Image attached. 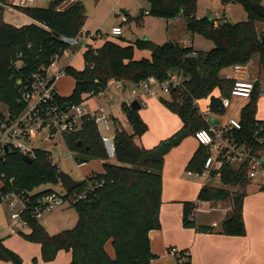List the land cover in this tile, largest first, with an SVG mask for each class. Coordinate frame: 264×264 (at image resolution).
I'll use <instances>...</instances> for the list:
<instances>
[{"label":"trees","instance_id":"1","mask_svg":"<svg viewBox=\"0 0 264 264\" xmlns=\"http://www.w3.org/2000/svg\"><path fill=\"white\" fill-rule=\"evenodd\" d=\"M146 1L148 15L167 21L185 18L188 32L213 42L214 49L202 52L175 42L158 45L147 39L123 45L122 38H118L119 41L101 38L104 44L99 48L86 45L82 70L72 66L64 69L75 81V87L70 96L57 94L55 99L62 106L80 105L105 91L111 80L129 88L139 86L150 77L163 83L176 75L181 78V85L171 90L170 100H161L169 112L180 118V130L154 148L145 149L138 141L149 127L139 111L124 103L123 110L133 133L114 121V160L108 158L101 133L92 121L85 120L79 131L65 135L64 143L79 156L80 165L101 161L102 171L86 178L75 191L66 193V198L73 197L72 206L79 218L75 228L56 235H50L34 216L38 198L55 192L47 189L35 193V190L61 184L60 170L53 163L52 153L37 149L32 164L24 162L18 151H8L0 157L3 191H16L26 196L24 218L30 233L21 235L26 241L41 246L42 258L47 263L53 262L60 251H65L72 253L71 264H155L158 257L152 251L149 235L161 230L166 156L186 139L195 138L199 131L209 130L212 118L220 121L219 117L226 114L221 98L232 99L236 80L228 73L235 66L247 67L258 56L260 72L264 75V31L258 28V24H264V18L250 6V1L263 5V0H221L224 7L240 4L248 13L247 21L233 25L226 19L221 23L215 18L212 21L207 17L199 19V0ZM65 2L67 0H52L47 8L15 7L38 23L17 28L5 21L7 0H0V106L11 115L18 116L26 108L21 89L30 86L36 75L46 77L55 58H62L67 51L81 47L80 44L72 47L64 39L83 37L88 18L85 6L79 0H70L69 5L63 6ZM137 52H149L151 56L137 59ZM216 91L220 93L218 98L214 96ZM261 91L262 83L258 80L240 113L241 128L228 130L224 135L233 144L245 147L251 156L264 152V123L257 118ZM203 100H209L207 112L212 117L200 111L198 102ZM4 113L0 108V120H4ZM211 154L210 146L199 145L186 171L203 175ZM249 170L250 161L235 167L223 160L221 167L210 175H219L223 188L205 185L196 202L183 204L184 228L200 234L219 232L230 237L246 236L244 204L247 190L253 184ZM259 191L264 193V185L259 186ZM220 202L231 203L220 229L197 223L196 210L200 204ZM109 244L113 255L107 250ZM177 252L178 264H191L189 250ZM0 260L24 264L3 240H0Z\"/></svg>","mask_w":264,"mask_h":264},{"label":"rangeland","instance_id":"2","mask_svg":"<svg viewBox=\"0 0 264 264\" xmlns=\"http://www.w3.org/2000/svg\"><path fill=\"white\" fill-rule=\"evenodd\" d=\"M35 6L40 8H47L52 0H34ZM73 1V0H72ZM86 9L87 22L85 29L89 31L92 35H102L104 40L109 38L110 40H118L122 38L124 43L133 44L138 40H150L158 45H163L168 42L179 43L182 46L184 44L188 45L192 40V35L187 32V21L185 18H182L179 21L176 20H165L152 15H146L145 12L149 11V6L146 0H80ZM70 0H67L63 6L69 5ZM200 7V16L207 17V10H212L213 18L217 19L219 23L224 21L229 17L234 23L235 22H244L248 20V13L245 8L240 4H231L227 7H224L221 3V0H199ZM264 5V0H263ZM123 11L127 12L128 15H125ZM219 18H217V16ZM127 17L128 22L123 23V17ZM123 23V24H122ZM121 26L123 29V35L119 39L111 35L112 29L114 27ZM123 40L121 42H123ZM194 46L197 51L209 52L214 49L215 45L213 42L205 39L202 36H196L194 40ZM138 57L148 56V53L141 52L138 53ZM258 56L253 58L252 63L255 65L258 64ZM84 61L83 56L77 52H67L64 57L57 63V65L50 70L51 75H56L59 81V87L61 92L65 95L72 92L74 88L73 78L65 75L63 77V70L67 66L72 65V67H82ZM20 66V64L18 65ZM254 77L257 75L252 70ZM233 74V71L228 73L230 76ZM240 74V73H237ZM252 75V77H253ZM240 77V76H237ZM263 81V79H262ZM264 84V82L262 83ZM134 86H130L125 92L119 91L115 86L109 88L108 95H112L115 98L111 102V107L107 110V115L110 117L113 127V131L109 134H106L103 129L102 132L105 136L114 138V121H118L130 134L133 133L132 127L128 123L127 116L124 113V103L135 99L132 89ZM161 97V98H160ZM170 100V95L168 93L159 92L158 98H153L151 96H142L140 101L142 102V109L139 111L141 117L144 119L145 123L148 125L149 130L139 139L138 143L144 148H154L159 142H162L181 128L180 118L169 112L162 100ZM35 100V99H34ZM98 99L91 98L85 103L89 107H94ZM247 99H232V106L228 109L227 113L224 116H220V122L222 126L226 125L228 121L233 118L239 120L240 113L244 106L247 104ZM35 101L32 103V105ZM128 104V103H127ZM209 102L207 100L199 101L198 106L200 111L206 115L207 107ZM259 114L262 116L264 113V96L261 95L259 103ZM1 110H6L5 107L1 106ZM207 117H212L206 115ZM114 119V120H112ZM44 137V135H42ZM4 140L3 142H5ZM31 147L38 148L42 147L45 150L52 153L53 163L59 168L60 171H63L69 174L76 181H84L86 178L92 176L95 173L102 171V162L93 160L89 161L84 165H80L79 156L69 150L62 139L58 138L55 141L41 142V137H36L31 141ZM213 153V151H212ZM235 167L238 166V163L234 162ZM204 182H208V185L221 187L223 185L220 181L219 175L210 177V175H201ZM263 182V181H262ZM253 183V182H252ZM4 187V184L0 181V190ZM51 189L62 197L66 196V191L63 186L57 185H46L42 186L39 189L35 190V193H39ZM234 190V189H233ZM259 184L253 183L247 190V198L251 199L255 195L259 194ZM184 197L189 198L187 201H196L198 193L196 190L187 192ZM73 198V197H72ZM192 198V199H191ZM195 198V200H194ZM213 209V212L211 208ZM231 208L230 202H220L217 204H200L196 210V219L197 223L210 225V223H215L218 229L221 228L225 215ZM203 211V212H202ZM206 213V214H205ZM78 213L73 208L72 204H67L65 207L57 208L50 213L43 214L39 217L38 220L47 228L51 234H58L64 230H70L75 228L78 222ZM29 230L28 227L23 226L21 221H14L11 219V212L8 209L7 202H0V240L3 239H18L26 241L21 233H26ZM31 243V242H30ZM34 244V243H33ZM65 252V251H60ZM59 252V253H60ZM58 253V255H59ZM57 255V257H58ZM157 255V254H155ZM167 258L168 262L176 264L175 255L170 253ZM171 255V256H170ZM160 256V255H157ZM44 263H47L41 258ZM57 259V258H56ZM56 259L53 261L55 262ZM37 263V260L34 261ZM0 263L11 264L0 260ZM52 263V262H49ZM48 264V263H47Z\"/></svg>","mask_w":264,"mask_h":264},{"label":"built area","instance_id":"3","mask_svg":"<svg viewBox=\"0 0 264 264\" xmlns=\"http://www.w3.org/2000/svg\"><path fill=\"white\" fill-rule=\"evenodd\" d=\"M11 1V0H10ZM32 0H20V5L24 6ZM149 13L146 12V15ZM219 18V16H217ZM122 22H128L127 17H123ZM123 29L118 26L112 29L113 36H121ZM70 46H78L79 39H64ZM61 58L54 59L51 67L57 65ZM246 68L243 66H235L232 71L236 80L235 87L232 91V99H247L249 100L254 85L258 81L249 80L243 76L237 77V73H241ZM63 77L66 75L65 70L62 73ZM55 79L54 82L51 80ZM58 80L57 76L49 74L46 77L36 75L30 86L21 89V96L25 110L18 116L11 115L9 111L4 113V120H0V157L6 154L5 147H9V151H18L22 155H28L31 159H35L36 150L40 149L31 147L32 139L41 137V142L55 141L60 138L64 141V136L79 131L85 120L92 121L101 133L102 141L110 160L116 157V143L114 138L105 136L102 132L109 134L113 131L111 125L112 121L107 115L108 108L111 107V102L115 100L112 95H108L109 88L115 86L119 91L124 92V85L121 82L111 80L105 91L100 92L93 98H97V107L92 109L85 102L80 105H64L55 99L58 94L55 83ZM181 78L172 75L166 82L160 83L154 77H150L146 82L139 86H134L132 93L135 99L142 96H151L153 98L159 97V92L168 93L173 88L181 85ZM128 89V88H127ZM261 93H264L262 89ZM161 98V97H160ZM35 99V100H34ZM232 99L221 98L223 108L227 111L232 106ZM35 103L32 105V103ZM141 102V101H140ZM142 105V102H141ZM130 107V101L128 102ZM143 107V105H142ZM207 115V114H206ZM209 115V113H208ZM241 124L239 120L231 118L224 126L220 128L211 125L209 130H202L196 133L195 139L199 145L210 146L213 153L206 162L205 172L203 175H211V172L218 170L223 160H227L234 164V162L241 164L245 161H250L249 179L253 183L264 185V152L259 156H251L250 152L245 147H239L233 144L229 139L225 138V132L231 129H240ZM44 135V137H42ZM6 140L5 142H3ZM41 149H44L41 147ZM1 177L0 181L4 184ZM263 181V182H262ZM67 193V192H66ZM73 198L62 197L56 192L48 193L38 198L35 203L34 216L40 217L43 214L52 212L53 210L65 207L67 204L71 205ZM0 202H7L8 209L11 212V219L14 221H21L23 226L28 227V223L24 218L27 209V201L24 193L4 192L0 190ZM172 254L178 253L177 250H172Z\"/></svg>","mask_w":264,"mask_h":264},{"label":"crops","instance_id":"4","mask_svg":"<svg viewBox=\"0 0 264 264\" xmlns=\"http://www.w3.org/2000/svg\"><path fill=\"white\" fill-rule=\"evenodd\" d=\"M19 3L20 0H11V1L7 0V6L5 7V14H4L5 21L8 24L13 25L17 28H21L31 24H38L34 20L26 16L25 14L15 9V7H36L35 1L32 0V3L28 2L24 6H21ZM123 13L125 15H128V13L125 11H123ZM197 17L199 19L204 18L200 16L199 4H198ZM180 19L181 17H178L173 20L179 21ZM258 28L260 32L264 31V24H258ZM122 35L121 36L112 35V36L120 38L122 37ZM195 37L196 36L192 37V40H190L191 42L188 43V45H186L185 43L184 44L185 47H193L194 50H196L194 46ZM101 38H103V36L99 35V33L96 35H92L89 31H87L84 28L83 37L79 39L81 47L79 49L77 48L76 50H70V52L78 51V53H80L83 56L86 45H91L94 48L101 47L104 44V40H101ZM121 44L126 45L127 43L122 42ZM138 53L141 52L136 53L137 59H141L143 57L150 58L151 56L149 52H145L148 53V56L141 55V58H139ZM54 67H51L49 69L50 75H51L50 70ZM83 68H84V63L82 67L76 69L82 70ZM245 68L246 69L240 74H237V76H241V77L243 76L244 78L249 80L257 79L260 80L261 83L264 82V75H262L260 72L259 59L257 65L254 66V64L251 62V64ZM251 70L257 74L255 75L256 77H254L252 72L250 74ZM233 75L236 74L233 72V74H231L230 76ZM51 76H56V75H51ZM60 80H57L55 83V87L58 94L62 97L70 96L74 88H72V92H70V94L68 95L63 94L61 92V88L59 87ZM262 89L264 90V84H262ZM214 96L218 98L220 97V93L216 91L214 93ZM262 96H264V93L262 94ZM207 101L209 102V100ZM128 102L129 101H127V103ZM96 107H97V102L94 107H90V108L96 109ZM2 111L6 113V110H2ZM204 113L208 114L207 111ZM258 114H259V107H258ZM258 114H257L258 120L264 123V113H262V116ZM198 147L199 144L196 141V139L194 137H190L186 139L179 147L173 149L165 158V167L163 172L162 206L160 213L161 230L152 231L149 235L153 253L160 255V256L156 255L158 259L154 263L175 264L167 261V258L169 257L168 254H170L172 250H177V251L189 250L191 254V264H264V193L262 192H259V194L255 195L251 199L247 198L245 200L244 220H245L247 235L244 237H230V236H225L219 232H216L214 234H200L193 229L184 228L182 222L183 204L185 202L197 201V199L196 201H187L189 200V198L184 197V194L186 195V193L189 192V190L190 192L191 190L192 191L196 190V193H198L199 195L201 189L205 185L209 184L208 182H204L202 180L203 178L202 176L189 174L186 171V167L189 161L191 160V158L193 157V155L195 154ZM145 149H149V148H145ZM205 204L208 205L210 203H205ZM213 209L214 208L212 207L211 208L212 212ZM37 219H39V217ZM38 221L47 230V228L41 223V221L40 220ZM210 225H215V223H210ZM47 232L50 235H55V234H51L48 230ZM29 233L30 230H28L25 234H29ZM3 243L9 250L18 254L22 258L24 264H47L44 263L41 259L42 251H41V246L38 244L25 242L20 238L10 239V240L3 239ZM107 250L110 253V255H113V249L111 244L108 245ZM35 260H37V263L34 262ZM71 263H72V253L60 252L56 261L48 264H71ZM176 264H178L177 260H176Z\"/></svg>","mask_w":264,"mask_h":264},{"label":"water","instance_id":"5","mask_svg":"<svg viewBox=\"0 0 264 264\" xmlns=\"http://www.w3.org/2000/svg\"><path fill=\"white\" fill-rule=\"evenodd\" d=\"M250 6L260 17L264 18V5L258 4L254 1H250ZM207 13H208L207 18L209 19V21H212L213 20L212 10H210V9L207 10ZM226 19L231 25L235 24L229 17H227ZM127 88H128L127 86H124V92L127 90ZM130 108L132 110H135V111H140L142 109V105H141V102L139 101V99L132 100L130 103ZM211 124L213 126H219L220 121L218 119L212 118ZM39 150H41V148ZM5 151L8 152L9 147L6 146ZM22 159L27 164L33 163V159H31L28 155H22ZM58 179H59L61 185L63 186L64 190L67 193H71V192L75 191L81 185L80 181L74 180L69 174H67L63 171H60L58 173Z\"/></svg>","mask_w":264,"mask_h":264}]
</instances>
